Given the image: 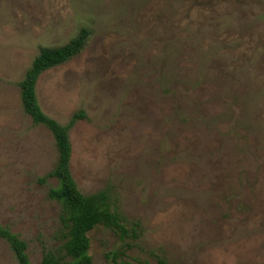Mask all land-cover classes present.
Instances as JSON below:
<instances>
[{
    "label": "rangeland",
    "instance_id": "374dc122",
    "mask_svg": "<svg viewBox=\"0 0 264 264\" xmlns=\"http://www.w3.org/2000/svg\"><path fill=\"white\" fill-rule=\"evenodd\" d=\"M82 28L87 47L37 97L62 125L84 112L72 174L138 233L95 229L93 264H264V0H0V225L34 264L64 243L58 183L40 181L55 139L20 84ZM0 264H18L1 238Z\"/></svg>",
    "mask_w": 264,
    "mask_h": 264
},
{
    "label": "trees",
    "instance_id": "16d2710c",
    "mask_svg": "<svg viewBox=\"0 0 264 264\" xmlns=\"http://www.w3.org/2000/svg\"><path fill=\"white\" fill-rule=\"evenodd\" d=\"M91 31L82 28L68 44L56 48H43L21 82L22 102L25 112L37 125L48 129L55 139L58 161L55 169L41 179H55L57 187L51 188L49 197L60 205V220L64 228V243L57 252L46 253L39 264H93L90 255V233L102 226L115 232L122 240L136 238L137 231L128 229L126 218L119 212L109 189L91 195L83 194L72 174V143L70 131L86 116L76 113L68 125H62L48 117L42 110L37 97V84L48 70L61 66L76 58L87 47ZM0 238L6 241L15 254L18 264H34L28 255V244L9 228L0 225ZM118 258V252L112 253Z\"/></svg>",
    "mask_w": 264,
    "mask_h": 264
}]
</instances>
